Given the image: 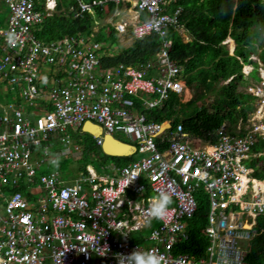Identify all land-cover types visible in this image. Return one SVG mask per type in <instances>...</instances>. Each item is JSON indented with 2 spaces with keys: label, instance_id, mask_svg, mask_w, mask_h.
Wrapping results in <instances>:
<instances>
[{
  "label": "built area",
  "instance_id": "1",
  "mask_svg": "<svg viewBox=\"0 0 264 264\" xmlns=\"http://www.w3.org/2000/svg\"><path fill=\"white\" fill-rule=\"evenodd\" d=\"M0 1L8 8L0 27V80L14 99L0 114V264H117L115 253L136 247L156 251L167 264H250L245 242L264 212V176L249 161L264 154L251 146L257 136L264 139V103L233 131L222 123L207 139L148 116L171 93L181 97L187 89L165 37L170 27H181V7H171L177 0H76V15L113 2L111 17L123 13L112 21L119 34L162 36L153 57L137 65L105 64L102 56L112 52L84 35L37 37L56 0ZM263 89V75L249 85L254 94ZM87 120L128 138L137 158L99 170L87 165L71 177L44 170L61 156L54 141L80 149L72 130ZM94 138L102 143V135ZM198 187L207 196L208 244L196 256L175 248L188 239ZM159 191L171 194L168 217L157 219L147 244L133 242L131 233L153 219L148 201Z\"/></svg>",
  "mask_w": 264,
  "mask_h": 264
},
{
  "label": "trees",
  "instance_id": "2",
  "mask_svg": "<svg viewBox=\"0 0 264 264\" xmlns=\"http://www.w3.org/2000/svg\"><path fill=\"white\" fill-rule=\"evenodd\" d=\"M175 6L181 7L179 23L189 39L184 40L177 28L170 27L165 35L171 39L168 52L181 65L186 83L189 86L194 84L200 90L188 101H182L180 96L171 93L161 106L151 109L148 116L156 120L169 119L172 125L181 123L184 130L204 139L210 138L208 133L222 123L233 131L238 119L247 120L254 109L255 95L238 90V86L245 85L249 80L242 72L244 63L254 66L250 75L255 79H260L255 68L258 60L264 66V0H178L171 7ZM74 8H77L76 0H56L54 10L44 16L34 31L35 35L49 40L75 34L119 43L117 29L111 22L103 21L115 8L113 2L97 5L93 12L82 11L79 15L75 14ZM95 26H98L97 29ZM228 35L235 42L233 53L222 43ZM161 44L162 36L151 33L132 39L128 45H121L117 51L106 53L101 59L105 64L122 61L137 65L151 59ZM251 54H256L258 60L251 58ZM206 92L213 93L209 103L203 101ZM72 131L77 132L75 135L82 145V154L90 157L91 162L94 159L99 161L97 169L110 161L122 165L131 159L128 156L107 155L91 134L79 128ZM257 137L252 148L264 150V139ZM56 151L59 154V150ZM261 159L264 160L263 154L249 161V164L255 165ZM71 163L72 160L63 158L55 160L51 166L67 176ZM76 166L85 171L86 163L82 167ZM257 175L264 176V164L257 168ZM196 198L197 209L188 221V239L177 244L176 252L199 256L208 244L207 236L203 233L208 205L203 191H199ZM254 228L256 231L249 239L246 259L250 264H264V212L257 215Z\"/></svg>",
  "mask_w": 264,
  "mask_h": 264
},
{
  "label": "rangeland",
  "instance_id": "3",
  "mask_svg": "<svg viewBox=\"0 0 264 264\" xmlns=\"http://www.w3.org/2000/svg\"><path fill=\"white\" fill-rule=\"evenodd\" d=\"M123 14L122 12L117 16V17H106L103 19V21H113V22H116L117 20H119V17L120 15ZM7 15H8V8H7V5L3 2V1H0V27L6 22V19H7ZM98 26H95V29H97ZM180 32H181V35L183 36V38L185 40H187L189 37L187 36L186 32H185V29L184 28H180ZM264 34V33H263ZM119 43L116 44L114 42H110V40H102L103 42V46L104 48L107 49L108 52H113V51H117L118 48H120L121 45H128L129 43H131L133 37L128 33H120L119 34ZM229 41L231 42L230 44L227 43L228 45V48H229V45L230 47L232 48L233 46V43H232V39H229ZM254 58L256 56V54H254ZM253 58V59H254ZM258 60V58H257ZM263 64L262 62H258L257 65H255V68H256V71L258 72L259 75H263L264 77V69H263ZM252 67H247V66H242V72L244 74L245 77H248L249 80L248 82L245 84V85H239L238 86V90H248L249 91V85H254L256 86L257 84H260V80H256L255 78L251 77L252 75L248 74V72L251 70ZM60 69V66L56 65L55 68L53 69L54 71H59ZM200 88L199 87H196L194 84L189 86L187 85V89L185 90V92L183 93V95L181 96V100L182 101H188L190 98H192L196 93L197 91H199ZM12 90L10 89L9 87V84L7 82H2L0 80V103H5L7 101H14V99L12 98ZM213 98V93L212 92H206L204 97H203V101L205 103H209ZM199 103V102H198ZM264 103V89L262 91H258L256 96H255V99L253 101V105L254 107L256 106L255 110L260 106V105H263ZM254 110V111H255ZM253 111V112H254ZM253 112L250 111V115L252 114L253 115ZM261 117V115H259V118ZM256 120H259L258 118H256ZM235 129V126L232 130ZM120 138L124 139V140H127V138L120 134L118 135ZM53 150H61V156L63 158H67V159H70L72 160V168L69 169L70 172H72V169L75 168V165H80L81 167L86 163H90L92 164L95 168L97 167V165L99 164V161H97L96 159H94L92 162L90 160V157H88L87 155H84L82 154L81 152V149L80 150H74L73 148H70L68 146H65L61 143H58L57 141H54V144H53V147H52ZM69 168V167H68ZM97 169V168H96Z\"/></svg>",
  "mask_w": 264,
  "mask_h": 264
},
{
  "label": "clouds",
  "instance_id": "4",
  "mask_svg": "<svg viewBox=\"0 0 264 264\" xmlns=\"http://www.w3.org/2000/svg\"><path fill=\"white\" fill-rule=\"evenodd\" d=\"M178 1V0H177ZM176 1V2H177ZM175 2V3H176ZM174 3V4H175ZM177 7V6H175ZM114 10V9H113ZM112 10V11H113ZM111 11V12H112ZM111 12L106 16H110L111 17ZM181 12V10H180ZM109 22L112 23V21L110 20ZM113 24V23H112ZM180 28H183V26H181ZM180 28H177L179 31H180ZM181 33V32H180ZM149 35V34H148ZM188 36V35H187ZM118 37H119V33H118ZM144 37V36H143ZM134 39V38H133ZM189 39V38H188ZM187 39V40H188ZM229 39H232V43H233V46L232 48L230 47L229 45V52L230 53H233V50H234V46H235V42L233 40V38L228 35L226 36L225 39L222 40V43L226 44V46L228 47L227 43L230 44V41ZM185 40V39H184ZM126 46V45H124ZM154 55V54H153ZM254 54H251V58H254ZM254 59H257L256 57ZM258 62H260L258 60ZM243 66H247V67H252L251 70L248 72V74H250V72L252 71V69L254 68V66L251 64V63H244ZM264 69V67H263ZM264 74V72H263ZM260 76V79L262 77V75H259ZM231 78V77H230ZM230 78H228L227 80L225 81H228ZM260 79H256V80H260ZM248 91V90H246ZM250 92V91H248ZM251 93V92H250ZM254 94V93H252ZM256 96V94H254ZM256 106L254 107V109L251 111L253 112L255 110ZM250 116V114L248 115V117ZM247 117V118H248ZM242 119V118H241ZM169 120V119H168ZM239 120V119H238ZM170 121V120H169ZM244 121V120H243ZM247 121V120H245ZM244 121V122H245ZM80 130L82 129V126L81 128H79ZM83 131V130H81ZM83 132H86V131H83ZM88 133V132H87ZM106 133V132H105ZM90 134V133H89ZM93 138H94V135H92ZM114 136V135H113ZM121 140H124L120 137H117ZM95 139V138H94ZM124 141H127V140H124ZM96 142V141H95ZM129 142V141H127ZM131 143V142H129ZM132 144V143H131ZM101 145V144H99ZM134 145V144H133ZM82 147V145H81ZM80 147V149H81ZM79 149V150H80ZM262 155V154H261ZM264 155V154H263ZM262 163L264 161H261ZM87 165H91L93 166L92 164H86ZM86 166H85V171H86ZM94 167V166H93ZM95 168V167H94ZM96 169V168H95ZM96 170H99V169H96ZM135 176V174H134ZM141 191H143V189H141ZM131 201L129 202L130 206H131ZM172 203V197H171V194L167 191H159L156 195H154L153 197H151V199L148 201V213L151 217L155 218V219H158V220H165L168 215H169V205ZM263 213V212H262ZM260 214V213H259ZM258 214V215H259ZM257 218V217H256ZM256 223V222H255ZM255 225V224H254ZM255 229V228H254ZM256 231V230H255ZM126 239L127 237L129 236L127 233H121ZM255 234V233H254ZM115 256V259L117 260V264H167L166 260H165V257L163 255H160L158 254L156 251H153V250H144V249H141L140 247H136L134 248L130 253H120V252H117L114 254Z\"/></svg>",
  "mask_w": 264,
  "mask_h": 264
},
{
  "label": "crops",
  "instance_id": "5",
  "mask_svg": "<svg viewBox=\"0 0 264 264\" xmlns=\"http://www.w3.org/2000/svg\"><path fill=\"white\" fill-rule=\"evenodd\" d=\"M5 103H0V114L3 112V105H4ZM76 138V140L78 141V138L79 137H75ZM127 141H129L130 142V140L127 138ZM123 156H128V157H131V159L129 160V161H131V160H133V159H136L137 158V156H138V154H137V152H135V151H133L132 153H130V154H128V155H123ZM59 159H63V157L62 156H60L59 157ZM59 159H57V160H59ZM128 161V162H129ZM261 161H264L263 159H261V160H258V162L256 161L255 162V165H253V166H255V167H262L263 166V164L264 163H262ZM128 162H126V163H128ZM72 163H74V162H72ZM72 163L70 164V166H68L69 168L68 169H70V168H72ZM107 163H113V164H116V165H118L119 166V164H117L115 161H110V162H107ZM125 163V164H126ZM90 164V163H89ZM52 165V163H50L49 164V167H47V169L46 170H49V169H52V168H55V169H57L59 172H60V170L58 169V168H56V167H52L51 166ZM123 165V164H122ZM262 165V166H261ZM76 166V165H75ZM80 171H84L83 169H78V167L76 166L75 168H73L72 169V172H69L70 174H68L66 177H71V176H73V175H76L77 173H79ZM60 174H61V172H60ZM258 176V175H257ZM199 191H203V189L201 188V187H198L197 188V190H196V192H195V194L197 195V193L199 192ZM204 193V192H203ZM205 194V193H204ZM205 197H206V199H207V196H206V194H205ZM207 205H208V203H207ZM207 211H208V208H207ZM206 214H207V212H206ZM192 218V217H191ZM191 218H189V219H191ZM189 219H187L186 221V226H187V231L189 232V230H188V221H189ZM206 220H207V218H206ZM207 224V223H206ZM158 225V220L157 219H155V218H153L150 222H149V224H147V225H145V226H143L142 228H140V229H138V230H136V231H133L132 233H131V240L133 241V242H137V243H139V244H141V245H145V244H147L148 242H149V238H147V236L149 235V233L151 232V230H152V228L153 227H156ZM203 230H204V228H203ZM203 233H204V231H203ZM245 245H246V247H247V249H248V245H249V240H248V242L246 241L245 242ZM175 251H176V248H175ZM48 264H50V263H48Z\"/></svg>",
  "mask_w": 264,
  "mask_h": 264
},
{
  "label": "water",
  "instance_id": "6",
  "mask_svg": "<svg viewBox=\"0 0 264 264\" xmlns=\"http://www.w3.org/2000/svg\"><path fill=\"white\" fill-rule=\"evenodd\" d=\"M169 122H167V125ZM82 130L90 133L91 135H102V143L100 145L103 153L113 156H123L132 153L135 146L127 141L121 140L110 133H105L102 127L90 120L84 121Z\"/></svg>",
  "mask_w": 264,
  "mask_h": 264
},
{
  "label": "bare ground",
  "instance_id": "7",
  "mask_svg": "<svg viewBox=\"0 0 264 264\" xmlns=\"http://www.w3.org/2000/svg\"><path fill=\"white\" fill-rule=\"evenodd\" d=\"M231 43V42H230ZM262 185H264V182L262 183Z\"/></svg>",
  "mask_w": 264,
  "mask_h": 264
}]
</instances>
